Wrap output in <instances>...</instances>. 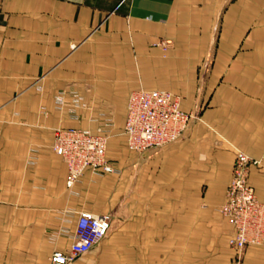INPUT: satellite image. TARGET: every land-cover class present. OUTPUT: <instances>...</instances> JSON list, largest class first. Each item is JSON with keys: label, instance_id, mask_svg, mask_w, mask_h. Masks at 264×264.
Masks as SVG:
<instances>
[{"label": "crops", "instance_id": "crops-1", "mask_svg": "<svg viewBox=\"0 0 264 264\" xmlns=\"http://www.w3.org/2000/svg\"><path fill=\"white\" fill-rule=\"evenodd\" d=\"M138 90L199 118L138 154L124 137ZM68 128L106 135L115 172L68 188L53 150ZM237 152L260 162L264 202V0H0V264H50L82 211L112 225L72 264H232L219 208ZM243 264H264V244Z\"/></svg>", "mask_w": 264, "mask_h": 264}, {"label": "built area", "instance_id": "built-area-1", "mask_svg": "<svg viewBox=\"0 0 264 264\" xmlns=\"http://www.w3.org/2000/svg\"><path fill=\"white\" fill-rule=\"evenodd\" d=\"M163 45L168 44L164 42ZM75 102H79L77 96ZM196 119L198 116L182 109L180 96L165 90H138L129 99L124 137L129 149L138 154L158 151L180 141ZM53 150L67 165L68 188H73L87 169L106 174L115 172L107 155L106 135L78 128L57 129ZM253 166L260 167V162L243 152L236 153L232 178L220 208L234 229L229 244L237 252L258 245L264 239V202L258 199L249 180ZM111 225L112 219L108 215L82 211L69 250L54 251L49 263L72 264L106 237Z\"/></svg>", "mask_w": 264, "mask_h": 264}, {"label": "rangeland", "instance_id": "rangeland-1", "mask_svg": "<svg viewBox=\"0 0 264 264\" xmlns=\"http://www.w3.org/2000/svg\"><path fill=\"white\" fill-rule=\"evenodd\" d=\"M177 95V94H176ZM179 96V95H178ZM180 98H181V96H180ZM181 102H182V98H181ZM198 112H200V108H197L196 110H194L193 112H189L190 114H192V115H194V116H198ZM199 118V117H198ZM232 178V177H231ZM231 181V180H230ZM230 183V182H229ZM229 186V185H228ZM228 188V187H227ZM227 192V191H226ZM225 198H226V196H225ZM225 202V201H224ZM224 204V203H223ZM222 204V205H223ZM221 205V206H222ZM221 206H220V208H221ZM220 208H219V212H220ZM221 213V212H220ZM264 244V239L262 240V242L260 243V244H258V245H251V246H247L242 252H237L236 250H234L232 247V249L234 250V252H235V255H234V259H233V262H232V264H243L244 263V254H245V252H246V250H247V248H249V247H253V246H262Z\"/></svg>", "mask_w": 264, "mask_h": 264}]
</instances>
